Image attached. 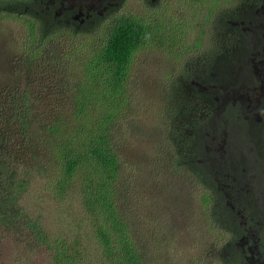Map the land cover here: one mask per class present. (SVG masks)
<instances>
[{"label":"trees","instance_id":"1","mask_svg":"<svg viewBox=\"0 0 264 264\" xmlns=\"http://www.w3.org/2000/svg\"><path fill=\"white\" fill-rule=\"evenodd\" d=\"M64 3L0 0V17L19 18L24 27L19 55L8 61L0 53V233H10L17 243L26 238L30 249L47 246L55 252L54 264L66 258L41 216L32 214L25 202L32 183L42 179L56 199L81 202L105 246L104 264H150V250L164 252L165 231L158 224L162 216L145 219L144 201L162 200L174 194L173 186L193 182L203 190L201 207L215 217L222 215L217 220L231 233L222 245L228 264H250L253 242L264 264V216L257 218L258 224L254 202L240 198L242 187L252 189L254 184L230 173L246 168L237 159L238 150L264 137V110L259 131L260 124L246 118L245 106L241 101L234 105L232 94L226 97L220 86L192 82L198 76L203 84H219L230 66L241 70L236 60L246 61L247 67L250 45L246 51L238 49L242 55L227 46L201 55L200 48L212 37L208 30V37L201 33L185 46L189 41L176 36L177 25L162 32V24L149 25L145 14L112 17V11L102 17L94 13L86 26L77 27ZM229 11L219 9L208 17L207 28L215 19L219 43L221 21ZM104 23L102 32L86 30ZM152 41L165 45L175 69L192 48L196 56L178 78L165 74L163 104L154 108L161 120L149 127L142 125L141 113L149 111L137 91L143 87L130 86V77L134 53ZM234 158L239 166L232 164ZM255 167L263 177L264 164ZM255 186L264 206V182ZM246 224L256 228L254 240ZM143 231L148 233L145 240Z\"/></svg>","mask_w":264,"mask_h":264},{"label":"rangeland","instance_id":"2","mask_svg":"<svg viewBox=\"0 0 264 264\" xmlns=\"http://www.w3.org/2000/svg\"><path fill=\"white\" fill-rule=\"evenodd\" d=\"M70 1L75 3L73 0ZM166 1L170 2L167 6L169 16L174 18L175 9L179 12L181 21L178 23L182 27L179 24L178 37L179 39L183 37L182 39L189 41L185 40V46L193 44L197 34L202 31L208 30L212 33V27L207 28L204 24L205 17L219 9H234L239 2V0H203L192 4L186 0ZM214 4H218L219 8L214 9ZM124 6V10L132 13L142 10V4L138 0H126ZM194 9H197L196 19H194V15H191V13L195 14ZM196 22V28L192 30ZM22 25L23 20L19 18L0 17V53L2 56L9 58L8 61H10V58L19 55L17 44L23 43L24 38V27ZM106 25V23H104V26L95 24L88 29L86 28V30L93 29L95 32H102ZM183 31H185L184 34ZM216 40V35L206 39V42L200 48V54L215 53L221 47L228 46L225 45L226 42L219 43ZM166 50L163 43L152 41L148 45H144L141 50H137L133 55L130 86L143 87L137 91L141 95V101L146 107H149L148 112H140L143 126L150 127L152 124L155 125V121L161 120L156 115L159 110L154 112V108L158 107L159 104H163V98L160 95L165 74L174 75L178 78L177 73L182 72L185 63L194 64L195 61L196 53L192 48L189 56L182 60L179 64L180 67L175 69V64H172L174 56L167 54ZM191 57L193 59L190 61ZM260 77L264 78L262 72ZM236 101H238L237 93ZM245 110L246 113L250 114L249 107L246 104ZM233 148L235 152L238 150L236 146ZM234 155L232 156L234 157ZM249 169L253 172L258 170L257 167H249ZM239 178L241 181L254 184L252 189L242 187L240 198L254 202V219L259 224L257 218L264 216V206L259 201L261 200V194L260 189L255 186L257 181L252 175L247 174L246 168L239 171ZM172 189L174 194H169L162 200L151 198V200L144 201V205H147L148 208L147 213L143 211L145 219L150 222L156 220V216L157 218L162 216L161 219H158V224H161L162 227H160L165 231L162 236L164 240L163 253L155 252L154 254L153 250H150V242L144 241L147 244L146 249L150 250L148 253L150 264H228V256L223 254L222 245L228 242L231 233L228 227L223 226L222 221L220 223L217 220L222 215H216V218L213 213H206L199 200L203 190L196 187L193 182L181 183L178 189H175L174 186ZM25 202L32 214L41 216L44 226L52 234L51 237L54 240L56 249L64 250L68 254V258L66 256L59 264L105 263V246L100 243L94 233L95 229L92 227L91 221L79 200L76 198L58 200L52 194L45 180L36 179L25 197ZM153 214H156V216ZM141 223L145 225L144 221ZM1 233L0 264H54L55 252L48 250L47 246L41 247L42 249H30L26 238L17 243L10 233L3 232L2 236ZM147 235V231H143L141 240L147 239ZM225 252L227 251L225 250Z\"/></svg>","mask_w":264,"mask_h":264},{"label":"flooded vegetation","instance_id":"3","mask_svg":"<svg viewBox=\"0 0 264 264\" xmlns=\"http://www.w3.org/2000/svg\"><path fill=\"white\" fill-rule=\"evenodd\" d=\"M73 1H75V3L71 2L70 0H65L64 5H66L68 8H64L73 11L74 14L72 16L76 21H78V25H76L77 27L86 26L89 23L88 20L91 16H93L94 13H98L99 15H101L100 17H102L107 13V11H112V17L132 16V14L137 16L145 14V19L148 21L149 25H152V23L154 22H159L162 24V27L159 26L160 29H162V32H166V28L170 25H177L176 27L179 29L180 23L178 22L181 21L177 9H175L174 18L168 15L167 6L170 2H167L166 0H138L142 5H145L147 7V10L141 11L139 13H132L128 10H124V2L126 0ZM186 1L194 4V2H202L203 0ZM156 7H158V9H156ZM196 11L197 9H194L195 14L191 13V15H194L196 17ZM211 16L208 15L207 17H205V25L209 24L208 21H210V18L208 19V17ZM169 21L172 24H170ZM222 22L223 30L221 31L218 29L222 36L221 40L226 42L225 45H228V49L232 50L234 53H238V55H242L241 52L238 51L239 48L242 47V49H245L246 51L248 50L247 46L250 45L251 62L247 67H245L246 61L236 60L235 64L240 67L239 69H241V72L234 70V67L230 66V69L227 72V76L222 77L219 84H203L199 80L202 78L198 76H196V78L192 82L195 86H220V88H222L226 94H232V97L235 101L234 105H236L237 93L238 101H241L243 106H245L246 104V106L249 107L250 114H245L246 118L250 119V121H256L258 124H260L258 130L261 131V123L263 120L262 111L264 110V78L260 77L261 72L262 77L264 74V0H239L237 6L226 13L225 16H223L221 23ZM214 23L215 19L213 23L211 22L212 36L216 35L214 30ZM196 24L197 22L193 26L192 30H195ZM176 32L178 33V30H176ZM184 33L185 31H183V34ZM201 33L205 34V38L208 37V34L205 31L198 33L197 37H199ZM185 35L187 36V33ZM176 36L178 37V34H176ZM242 41H245L246 44L241 43ZM216 69L218 70V67H216ZM222 70L223 71L221 72V74H224L227 68ZM213 80L217 81V77H214ZM243 106H241L242 109ZM263 151L264 137H262L261 139H256V141H252L248 146H243L240 150H238L239 156L235 154L237 156V159L239 161H242V164L246 166V170L247 172H249V175H252L255 181H257V185H259V182H264V176H259L258 173L253 172L249 169V167H255L264 164ZM237 159L234 158L232 160V164L234 166H239V161ZM233 170L235 171V174L233 172L230 173L234 175V179L240 180L239 171L243 170V168H237ZM261 171L264 172L263 169ZM246 230L250 231L251 238L254 240L256 229L246 224L245 231ZM248 250L250 251L251 255L250 264H262V259L260 258L261 253L259 251L258 244L253 242L248 247Z\"/></svg>","mask_w":264,"mask_h":264}]
</instances>
